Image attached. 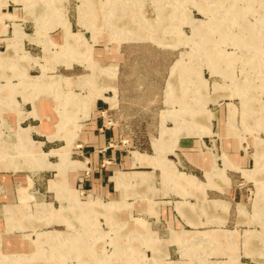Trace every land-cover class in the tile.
<instances>
[{"label": "rangeland", "instance_id": "374dc122", "mask_svg": "<svg viewBox=\"0 0 264 264\" xmlns=\"http://www.w3.org/2000/svg\"><path fill=\"white\" fill-rule=\"evenodd\" d=\"M0 56V264H199L217 260L203 250L209 239L196 246L185 232L190 244L181 250L175 231L216 229L245 231L232 264H264V0H0ZM102 130L110 134L105 144ZM161 133L180 137L164 162L203 183L207 170L188 155L208 153L216 167L228 166L223 155L231 158L237 169L225 170L228 185L176 192L151 165ZM131 170L151 176L128 188L136 195L120 213L104 202L121 200V189L107 181L105 191L102 183ZM65 176L81 201L99 199L91 209L115 211L129 225L116 231L112 216L87 214V224L75 216L77 207L57 196ZM180 202L201 222L223 223L192 228ZM22 204L19 218L5 208ZM151 205L156 214L147 212ZM60 206L67 217L54 221L52 207ZM133 218H142L135 220L140 232ZM143 232V242L130 239ZM151 234L165 246L156 258ZM15 235L22 245L7 252ZM128 245L134 251L121 249ZM252 245L263 251L248 255Z\"/></svg>", "mask_w": 264, "mask_h": 264}, {"label": "crops", "instance_id": "0c3cea01", "mask_svg": "<svg viewBox=\"0 0 264 264\" xmlns=\"http://www.w3.org/2000/svg\"><path fill=\"white\" fill-rule=\"evenodd\" d=\"M95 107H96V109H98L97 103H95ZM96 113H98V112H96ZM94 128H96V127H94ZM163 134H166V133L163 132ZM163 134L161 133V137H159L157 143L154 144V142H153L155 154H151V165L154 167L160 168L162 177L168 178L174 182L173 185H174L176 192H179L183 196H185L187 194H191L192 192L196 193L195 195H197V192L199 194H201V192L204 191L205 187H210V189H213V188L222 189V188H224V186L228 185V178L225 174V170L228 168H234V167H235V169H237L231 158L223 155L228 160V166L223 164V167H216L215 165H213L212 157L208 153H203V154L195 153V154L188 155V160L193 161L195 166L198 165V166L202 167L203 169L207 170L206 174H207L208 180H207V183H203L201 180H199V178L196 175H194L192 173H187L185 171H181V170L177 169L176 165L172 166L169 163L167 164L164 162V161H166L164 155H166L168 152H170L174 146L176 147L178 145V143L180 142L179 141L180 137H177L175 141H172L171 137H167L166 135H164V137H163ZM51 135H48L47 138L50 139L49 137ZM109 135L110 134L107 130H102V132L97 133V138H98L99 142H102L105 144L108 139L110 140ZM181 136H189V135H181ZM169 139H171V142H168ZM40 142L43 143V141H40ZM183 142H182V145L184 144ZM198 142H199L198 140H194V141L191 140L190 142H188V144L190 146L195 147L199 144ZM184 145H187V144H184ZM53 149H55V148H53ZM53 149H51V150H53ZM51 150H49V151H51ZM98 152H99V150H98ZM133 152H136V151H133ZM114 155H115V152L112 153V151H111L110 158ZM98 156H99V154H98ZM167 160H170V159L167 158ZM155 161H157V162H155ZM170 161H172V160H170ZM133 164L141 166L142 163H141V161H139V159L133 158ZM198 166H196V167H198ZM255 169H253L249 172L242 170V173L248 174V176L249 175L252 176L254 174L253 172L255 171ZM75 171H72V173ZM261 171L262 170L260 169L259 171H256V172L260 173ZM250 173H252V174H250ZM73 174H75V173H73ZM150 176H151V171H147V170H131V171H126V172L113 171L112 175H110L104 179V182L102 183V187L105 191H108L109 188H108V182L107 181H114L115 182L114 187L116 186L117 188L121 189V200L106 201L104 203H115V204H110V205L117 207L118 209L116 211H119L120 213H122L120 211L122 209H130V207L132 206V202H127L126 198L130 195H136V193L135 192L134 193L133 192L128 193V191H127L128 188L136 187L137 185L147 183V181L150 179L149 178ZM64 178L65 179L62 183L61 189L57 190V196L61 200H66V202H68V208L70 210H71V208L74 209V207L75 208L77 207V209H74L72 211H74L76 213L75 216L82 218L86 222V224H87V222H89L88 220L90 219L89 217H87V214H89V216L92 217V219H94V220H96L95 217H97L98 214H103V215L106 214L107 216L106 215H104V216H106L108 219H110L112 216V220L116 226L113 229H116V231L120 227L129 225L128 221L120 220V218L116 219V217H113V213L115 211L108 212V210H104L103 208H100V207L95 208V209H91V207L89 205L90 200H93V198H94V200L97 201L96 199H98V198L93 197L92 194H89L85 201H81L78 198L77 190L75 188L70 187V185L68 184V182L66 180V176ZM214 178H216V180H214ZM7 181H8L7 178H6V180L4 178V182H7ZM260 185L258 184L257 186H260ZM66 191H68L69 193L66 194ZM68 194L72 197L68 196ZM144 194H147V192L143 193V195ZM18 196H20L19 188H18ZM137 196H140V195H137ZM19 200H20V197H19ZM212 202H216V205L222 206L223 209L225 208V203H223L221 201H214L213 200ZM39 204L44 205L43 203H39ZM39 204H36V205H39ZM45 204H51V203L47 202ZM23 206H24V204H22L21 208L19 209L20 206L18 207V205L17 206L6 205L5 208H6V210H9V213H13L15 215L14 216L15 218H19L20 217L19 211H21V209H22V211H21V213H22L24 208L26 207V205L24 207ZM138 206H140V205H138ZM152 207H153L152 205L149 206L146 209L147 212L156 214L157 212L154 211V209ZM62 208H63L62 206H60V208H53L52 207V209H53V220L54 221L57 220L58 218H59V220H64L65 217H67L66 213L63 211ZM167 209L168 208L165 207L164 210H162V212L160 214V215H162V217L167 218V216H168ZM178 211L180 212L182 217L187 221V223L192 228H197L198 226H201L200 224H205V223H217V227H220V224L223 223V221H221L219 219H214V218L213 219H206L205 222H201L197 218L195 208L192 207L191 205H187V203L183 204L182 202H180V204H178ZM211 212H213V211H211ZM17 214H18V216H17ZM212 214L213 213H211V215ZM62 215H63V217L61 218ZM214 217H216V216H214ZM86 218H88V219L86 220ZM136 219H142V218H133V226L137 229L138 232H140L141 230L137 226V223L135 221ZM109 221L111 223V220H109ZM35 225H37V223ZM37 226H39V225H37ZM172 231L173 230H171V237H172ZM175 232H176V235H174V236H176V238H178L179 240H181V239L184 240V241H181L178 243L180 245L181 250H183L181 248V244L188 243V241H185V239H183V238H185V232H190V235H189L190 239L191 238L192 239H198V240H192L191 241V244H193V245L196 244V246H198L197 242L199 240L204 241L205 239H209L208 241L211 242V247L206 248L203 246V248H204L203 250H205L206 252L208 251L207 254L213 251L217 255L216 256L217 260L206 262L205 260H203L204 259L203 257L199 256L200 258H202V259H200L201 261L199 262V264H232L230 259H232L233 257H235V258L238 257L240 259V257H241L240 255H237V253H239V251H237L233 245L238 244V235L243 236V234H245V231H244V233L241 231V235L239 233L237 234V232H235L233 230H226V229H218V230L216 229L215 231L181 230V231H175ZM224 232H230V234L227 235ZM86 234H87V232L85 231L84 235H86ZM15 236H16L15 238L8 237L6 239L5 250L7 252H14L11 248L13 246V243H15V244L19 243V246L22 245V243H21L22 241L19 238L22 237L23 235H20V236L15 235ZM142 236H145L144 232L142 234H140V233L134 234L132 237H130V239H132L133 237H136L137 239H141L143 242L144 237H142ZM253 236L255 237V238H253V242H254V240L257 239L258 237H257V235H253ZM120 241H121L120 237L116 238V243H117L116 245L118 247L120 245L119 244ZM159 241H163V240H159L154 235L151 234V246L152 247L155 246L157 249L156 252H153V258H156V256L160 255L161 253H164V251H165V246L162 248L159 245ZM188 244H190V243H188ZM23 247H24V245H23ZM197 248H199V247H197ZM201 248H202V246H201ZM121 249L134 251V248L130 245L125 246V248L121 247ZM241 250L242 251H240V252L245 251L243 249V247H241ZM263 250H259L258 248H255L252 245L246 251L249 252L248 255L254 256L257 254L254 252L263 251ZM196 252L201 253V251H199V249H196ZM220 254L221 255H227L228 259L226 261H220V258H219ZM127 264H129V263H127ZM155 264H160V263L155 262ZM167 264H170V263H167ZM181 264H195V263L194 262H191V263L185 262V263H181Z\"/></svg>", "mask_w": 264, "mask_h": 264}, {"label": "bare ground", "instance_id": "6f19581e", "mask_svg": "<svg viewBox=\"0 0 264 264\" xmlns=\"http://www.w3.org/2000/svg\"><path fill=\"white\" fill-rule=\"evenodd\" d=\"M0 59H1V56H0Z\"/></svg>", "mask_w": 264, "mask_h": 264}]
</instances>
